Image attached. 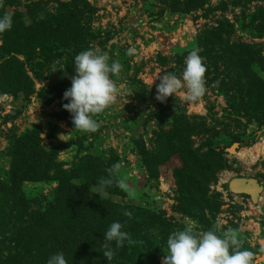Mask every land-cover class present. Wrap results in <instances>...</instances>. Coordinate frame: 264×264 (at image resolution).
Segmentation results:
<instances>
[{
  "label": "rangeland",
  "instance_id": "1",
  "mask_svg": "<svg viewBox=\"0 0 264 264\" xmlns=\"http://www.w3.org/2000/svg\"><path fill=\"white\" fill-rule=\"evenodd\" d=\"M3 14L13 26L0 34V264H38L37 249L68 263L75 238L62 223L75 211L99 216L85 232L98 246L115 221L135 241L111 264H162L169 234L189 227L235 232L264 264V0H4ZM96 47L121 64L112 79L124 91L84 133L62 97L74 57ZM194 49L205 94L158 102V74L180 76ZM240 177L262 186L257 203L229 190ZM100 248L75 264H107Z\"/></svg>",
  "mask_w": 264,
  "mask_h": 264
},
{
  "label": "clouds",
  "instance_id": "2",
  "mask_svg": "<svg viewBox=\"0 0 264 264\" xmlns=\"http://www.w3.org/2000/svg\"><path fill=\"white\" fill-rule=\"evenodd\" d=\"M3 4L4 0H0V7ZM12 26L11 15H0V34L10 31ZM2 44L3 41L0 40V45ZM199 51L194 49L187 55L180 76L173 72L158 74L155 79L159 81L155 95L158 102H166L169 96L174 97L182 88L187 90V101H196L205 94L206 65ZM135 53L134 47L126 50L129 56ZM121 68L118 61L110 62L108 55L99 47L83 50L74 57L75 75L70 78L71 86L64 91L62 97L68 101L62 104V108L70 114L74 129L84 133L98 131L99 123L94 116L109 108L117 94L124 91L123 86L117 85L112 79V75L118 74ZM40 134L43 140L44 133ZM119 167L117 163L106 169L108 178L102 177L98 182L101 189L112 185L115 171ZM118 184L121 188L127 187L123 179ZM124 215L130 219L132 212L125 211ZM123 228L122 223L115 221L103 234L102 256L107 264L113 261L116 249L124 247L126 243L135 242ZM166 243L167 250L163 254L162 264H253V253L241 248L235 232H225L221 237L213 230L197 233L189 227L171 232ZM46 264H67V260L63 252H56L48 257Z\"/></svg>",
  "mask_w": 264,
  "mask_h": 264
},
{
  "label": "trees",
  "instance_id": "3",
  "mask_svg": "<svg viewBox=\"0 0 264 264\" xmlns=\"http://www.w3.org/2000/svg\"><path fill=\"white\" fill-rule=\"evenodd\" d=\"M212 32V31H211ZM248 60H253L254 59V54L247 56ZM83 198H78L77 201L79 202L80 200H82ZM112 209H110L111 211ZM115 212V210L113 209L111 211ZM76 215H71L68 218V222H63L62 226L64 229H66L67 233V238H75L74 243L70 245V243H68L67 246L70 245V250L73 253V257L71 254V257L69 258V262L70 264H75L76 263H80L81 261H84V259L81 258V256L84 254V251H94L95 255L96 253H98V251H101L102 246H98L101 244H95V237L93 235H86V231L88 229V226L90 224L91 221H97L99 216L93 215L92 218H88L87 214L86 215H78L75 211ZM82 217H85L83 220L81 219ZM52 223H55V220L52 221ZM89 236V237H87ZM79 237L81 238V241L79 239ZM37 253V262L38 264H46V258L44 257V255L41 252V249H37L36 250ZM88 253V252H87ZM80 254V256L78 257V255ZM43 256V257H42ZM67 263V264H68Z\"/></svg>",
  "mask_w": 264,
  "mask_h": 264
},
{
  "label": "water",
  "instance_id": "4",
  "mask_svg": "<svg viewBox=\"0 0 264 264\" xmlns=\"http://www.w3.org/2000/svg\"><path fill=\"white\" fill-rule=\"evenodd\" d=\"M229 190L234 194L246 195L252 203H257L263 188L255 178H232L228 183Z\"/></svg>",
  "mask_w": 264,
  "mask_h": 264
}]
</instances>
